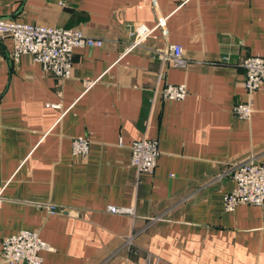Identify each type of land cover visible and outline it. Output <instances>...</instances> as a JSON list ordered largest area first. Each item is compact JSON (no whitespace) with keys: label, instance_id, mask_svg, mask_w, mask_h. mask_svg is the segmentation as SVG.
Segmentation results:
<instances>
[{"label":"crops","instance_id":"crops-1","mask_svg":"<svg viewBox=\"0 0 264 264\" xmlns=\"http://www.w3.org/2000/svg\"><path fill=\"white\" fill-rule=\"evenodd\" d=\"M0 18L102 40L74 47L61 79L0 38V264L20 230L52 247L43 264H264V207L222 203L233 165L264 164V85L247 93L241 66L264 54V0H0ZM170 43L184 67L164 55ZM181 83L184 99L152 100ZM76 136L86 157L72 154ZM142 137L158 141L152 174L130 164Z\"/></svg>","mask_w":264,"mask_h":264},{"label":"built area","instance_id":"built-area-1","mask_svg":"<svg viewBox=\"0 0 264 264\" xmlns=\"http://www.w3.org/2000/svg\"><path fill=\"white\" fill-rule=\"evenodd\" d=\"M163 18L154 27L138 25L135 28L136 45L150 35L154 28L161 25ZM0 38H10L12 50L10 56L31 54L42 70L54 77L69 78L72 67V51L74 47L101 46L102 40L85 34L79 28H56L32 23L18 22L14 19L0 18ZM132 47V46H130ZM164 53L169 61L177 67H184L186 61L179 44L167 45ZM227 61L228 57H223ZM241 66L245 72L243 82L247 93H252L264 85V54L246 56ZM91 82H85L87 88ZM162 99L182 100L188 94L185 84H167L156 95ZM234 113L243 120H248L252 114L250 102H239L234 106ZM86 136L72 138L71 149L75 156L86 157L89 148ZM130 164L138 173L152 174L156 167L159 154L158 141L155 138L142 137L134 139L129 144ZM231 178L234 187L223 195V207L233 211L237 205L250 204L264 207V164L245 160L232 167ZM53 212L55 207L50 206ZM108 210L117 214H133L132 207L109 206ZM52 250V247L42 240L33 230H20L16 234L5 237L1 241V260L8 264H43L40 252ZM149 261V260H148Z\"/></svg>","mask_w":264,"mask_h":264},{"label":"rangeland","instance_id":"rangeland-1","mask_svg":"<svg viewBox=\"0 0 264 264\" xmlns=\"http://www.w3.org/2000/svg\"><path fill=\"white\" fill-rule=\"evenodd\" d=\"M148 261V260H147Z\"/></svg>","mask_w":264,"mask_h":264}]
</instances>
